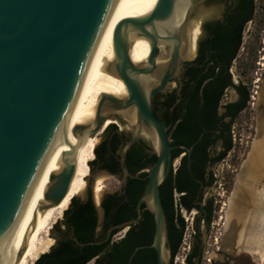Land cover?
<instances>
[{
	"label": "water",
	"instance_id": "1",
	"mask_svg": "<svg viewBox=\"0 0 264 264\" xmlns=\"http://www.w3.org/2000/svg\"><path fill=\"white\" fill-rule=\"evenodd\" d=\"M198 1L190 0L184 19L176 25L177 0H157L151 11L138 17H130L137 0H0V240L16 223L72 107L95 42L112 33L113 59L106 70L122 80L126 95L101 94L92 123L79 124L74 130L75 144L85 135H94L108 118L121 127L109 123L105 128L114 124L119 132L129 133L118 148L120 162L136 140L149 144L156 159L136 209L144 202L153 215L152 245L159 264H166L167 226L158 186L169 170L171 150L189 152L190 147L169 142L165 125L153 113L152 99L179 79L181 65L190 64L186 28ZM136 37L149 42L142 64L132 62L129 55ZM263 102V97L256 100V118L264 112ZM125 113L134 114V123ZM74 149L75 145L62 153L61 170L48 177L44 198L49 204L58 203L67 191L74 172ZM136 176L122 166L117 188L127 177ZM224 236L225 227L221 250Z\"/></svg>",
	"mask_w": 264,
	"mask_h": 264
},
{
	"label": "flooded vegetation",
	"instance_id": "2",
	"mask_svg": "<svg viewBox=\"0 0 264 264\" xmlns=\"http://www.w3.org/2000/svg\"><path fill=\"white\" fill-rule=\"evenodd\" d=\"M192 17H199V20L196 19V22L199 23V31L195 45V55L192 59H187L190 64L180 66L178 71L179 79H173L170 83L171 86L167 90L159 92V96H155V94L152 99V110L154 102L159 103L160 112L153 111V113L165 125L167 137L171 144L180 143H174L168 135V128L171 122L167 125L164 123L162 112L167 110V118L169 120L173 116L180 117L182 114L180 109L184 107L183 103L188 100L187 97L180 95L182 87L188 81V75L185 74V71L200 52H208L206 49L208 46L207 39L211 38L215 34V30L220 27H226L227 39H239L235 56L229 67V73L231 74L232 62L240 51L249 50L253 52L255 57L258 58L257 69L260 75V97L264 98V0H199L191 14ZM231 81L233 84L238 83L234 78H231ZM168 93L170 95H167ZM168 102H170L169 105H167ZM228 102L233 101L220 102L216 111V128L209 130L210 138L220 133L221 128L229 121L230 116L225 113L224 107ZM262 107L264 109V102ZM124 133L119 145L129 138V133ZM222 133L225 135V132ZM199 140L200 136L188 146L182 144L190 147L189 152L182 148L171 150L169 170L158 186L161 204L162 201L168 202L170 200L172 207L179 212L182 218L183 213H195L191 221V234L187 235V239L186 226L184 225L181 238L175 247V241L168 234L166 227V239L164 242L166 264H204L206 251L203 250L202 242L199 239V224L201 223L207 227L211 220L214 203L217 200L213 196L208 197L207 190L220 184L215 170L220 161L224 159L226 152L222 155L224 146L223 138L221 137L213 143H210L209 140L198 143ZM118 148L113 153L114 170L99 168L100 162L95 163V165L100 170H105L120 179L122 166H125L128 171L133 166L127 161V151H142V161L145 164L138 172H144L142 178L146 184L147 172L156 159V155L151 151L149 144L141 139L136 140L126 150L123 162L119 160ZM125 183L120 190L116 187L112 191L103 192L100 197L96 198L94 196L96 199L95 201L93 200L95 205L93 210L94 222L90 225L82 226V228L76 229L71 224L70 215L73 212V208L69 207L68 203L61 216L50 225L48 236L51 242L46 251L40 253L32 264H159L157 252L152 245L154 219L146 204L144 202L140 203L139 211H137L136 200L128 217L116 222L114 221L115 209H105L101 205L105 195L113 192H116V197H122V200L126 199ZM178 186L181 187V190L177 189ZM89 195V193H86L81 198L76 196L74 198L79 202H84ZM141 204H143V207H141ZM232 204L231 201L229 204L228 199L226 209H224L225 230L226 227L230 230V226L234 228V214L231 209V206L234 205ZM188 205L191 206L187 207ZM207 216H209L208 223H206ZM131 219L136 220L128 225H122V223ZM242 229V224H237L236 228H234L236 237L234 235L229 241H226L225 231L223 242L225 244L232 242L233 246H235L240 240ZM82 237H88V239L81 241L80 238ZM233 249L236 248L234 247ZM215 250L216 254L223 253V255L217 260L213 257L207 259L208 264H227L226 250L222 251L219 248ZM44 253H47V255L41 256ZM85 257L87 258L85 259Z\"/></svg>",
	"mask_w": 264,
	"mask_h": 264
},
{
	"label": "bare ground",
	"instance_id": "3",
	"mask_svg": "<svg viewBox=\"0 0 264 264\" xmlns=\"http://www.w3.org/2000/svg\"><path fill=\"white\" fill-rule=\"evenodd\" d=\"M156 2L157 0H137L130 17L145 15L151 11ZM190 5V0H177L174 12L176 25L184 19ZM189 22L190 20L186 28L188 42L186 59H192L195 55L198 34L196 29L191 28ZM162 28L166 27L162 26ZM159 47L164 52L161 43ZM148 53V40L144 37H136L129 47L132 62L144 63ZM112 59L111 33L95 42L72 107L45 156L16 223L0 240L2 264H32L40 253L46 251L51 242L47 235L50 225L61 216L70 199L80 193L84 187V178L89 171L87 163L93 156V148L98 141V136L109 123L118 124L115 119L108 118L94 135H85L75 144L74 130L79 124L92 123L101 94L106 93L116 97L126 95L122 80L106 70ZM157 61H161V58ZM124 116L130 123H134L133 113H125ZM73 145H75L74 172L67 191L58 203L49 204L44 198L48 177L61 170L62 153L69 151ZM101 189L102 184L98 180L94 185V190L98 192ZM230 201L234 205L231 206L234 214L233 226L236 228L237 224L241 223L242 234H239L240 240L235 246L232 242L225 244L223 242L225 236L221 242L226 245L227 252L235 247L237 250L246 251L257 261L264 263V112L256 118L254 135L237 172L229 204ZM234 228L230 226L228 230L226 227V241L232 239L234 235L236 237Z\"/></svg>",
	"mask_w": 264,
	"mask_h": 264
},
{
	"label": "trees",
	"instance_id": "4",
	"mask_svg": "<svg viewBox=\"0 0 264 264\" xmlns=\"http://www.w3.org/2000/svg\"><path fill=\"white\" fill-rule=\"evenodd\" d=\"M207 53L200 52L192 61V64L187 67L185 74L188 75V81L182 87L180 95L187 97L188 100L183 103V108L180 109L182 114L180 117L173 116L170 120L167 118V110L163 111L164 123L167 125L171 122L168 128V135L174 143L190 145L195 142L200 136L198 143L209 140L210 143L215 142L218 138H223L224 151L222 155L231 148L230 124L235 115L242 110L249 102V88L238 82L233 84L229 67L232 59L235 56L239 39H227L226 27H220L215 30V34L207 39ZM191 81V82H189ZM233 87L238 95L233 102H228L224 105L225 113L230 116L229 121L220 130V133L215 134L212 138L209 137L210 129L216 128V111L226 90ZM156 93L155 96H159ZM167 95H170L169 93ZM170 102L167 103L169 105ZM153 111L160 112L159 103L154 102ZM207 130V131H206ZM209 132V133H208ZM225 132V135L222 133ZM124 132H119L117 126L109 125L103 131L101 141L94 146V158L89 163H101L99 168L114 170L115 161L113 153L118 148L120 139L124 137ZM127 161L133 164L129 168L131 174H137L136 177H128L125 183L124 191L126 199L116 197L115 193H109L103 198L101 205L105 209H115L114 221H121L128 217L130 210L143 192L145 180L142 178L144 172L138 170L144 167L145 162L142 161L143 152L127 151ZM181 190V187H177ZM162 205L167 219L168 234L175 241L174 247L178 244L183 227L185 225L183 218L179 212L175 211L172 203L162 201ZM188 205L187 207H190ZM69 207L73 208L70 215L71 224L76 228H82L92 224L94 202L91 194L84 202H79L74 196L69 201ZM143 207V204H141ZM209 222V216L206 218V223ZM81 241H86L88 237L80 238ZM47 253L41 256H46ZM87 257H85L86 259Z\"/></svg>",
	"mask_w": 264,
	"mask_h": 264
},
{
	"label": "rangeland",
	"instance_id": "5",
	"mask_svg": "<svg viewBox=\"0 0 264 264\" xmlns=\"http://www.w3.org/2000/svg\"><path fill=\"white\" fill-rule=\"evenodd\" d=\"M196 19L199 20V17H192L189 24L191 25V28L196 29L198 33L199 23L196 22ZM257 61L258 58L255 57L253 52L249 50H243L239 52L235 60L232 62L231 78H234L237 82L245 84L249 88L250 98L246 107H244L235 115L230 124L231 148L226 152L224 159L220 161L215 170V172L218 174V181H220V184H217L212 187V189L207 190V196H213L217 201L214 203V211L212 212V217L208 226L206 227L201 223L199 224V239L202 242L203 250L206 251L204 254V264L209 263L207 259H211L213 257L215 260H217L223 255V253L219 255L216 254L215 249H220L219 241L221 236L223 235V228L225 225L224 209H226V204L233 190L237 172L239 170L241 162L243 161L249 150L250 143L255 131L257 115L256 100L260 97L261 94L259 91L260 75L259 70L257 69ZM252 97H254V99ZM236 99L237 93L235 89L231 87L226 90L224 96L222 97L221 103L234 101ZM102 137L103 132H101V134L98 136V141L95 145H97L101 141ZM93 158L94 153L91 159L93 160ZM98 180H100L102 184V189L96 192L94 190V185ZM118 184L119 179L117 177H115L114 175H107L102 173L100 169L95 164H93L92 166L90 165V172L88 171V174L84 178L83 189L75 196L81 198L86 193H89L92 195V198L95 201V197H100V195L105 191H112L116 189ZM193 216H195V213H183L187 239V235L191 234V221ZM225 250L226 247L222 251ZM226 263L264 264L253 258L252 255H249L248 253L240 250L237 251L236 249H233L230 253H227L226 251Z\"/></svg>",
	"mask_w": 264,
	"mask_h": 264
}]
</instances>
